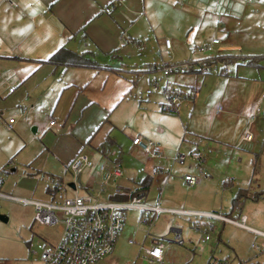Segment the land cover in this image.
Instances as JSON below:
<instances>
[{
    "label": "rangeland",
    "instance_id": "374dc122",
    "mask_svg": "<svg viewBox=\"0 0 264 264\" xmlns=\"http://www.w3.org/2000/svg\"><path fill=\"white\" fill-rule=\"evenodd\" d=\"M164 2L175 11L167 9L165 4L150 17L153 30L145 22L147 26H144L139 49L136 44L127 43L122 59L95 54V59L104 65L122 67L120 73L105 68L81 69L83 71L73 76L77 87L71 82L66 86L64 81V92L56 90L52 83L63 78L49 79L21 102L24 112L20 106L8 112L7 117H12L16 123L20 121L21 138L13 137L15 132L2 125L0 146L17 148H14L13 160L0 170V192L14 198L48 200L46 188L59 180L62 196L65 189V197L73 195L67 189L72 176L63 166L77 151L86 153L91 162L79 176L81 185L88 183V176L94 175L99 165L108 164L107 159L115 157L118 151L124 163V176L118 182L132 185L131 179L138 174L134 164H144L146 154L138 149L134 153L131 148L129 151L131 139L135 135L143 136L157 146L158 139L174 140L176 144L169 151L170 158L178 151L185 156V161L173 164L187 168L192 160L190 151L207 156L210 195L218 194V199L224 203L241 188L243 212L264 232V0ZM183 10L193 14V26L188 30V38L183 37V43L170 44L164 40L170 21ZM201 34L208 38L200 40ZM225 34L227 38L223 37ZM212 37L221 39L219 44L213 45L214 63L223 62L218 58L221 56L239 60L246 57L254 63L245 65L233 61L227 64L231 71L225 74H173L171 87L182 90L183 98L176 112H163L160 106H166L169 99L163 89L167 82L161 65L204 57V53L195 48L208 44ZM223 39H228V43ZM135 48L140 51L138 55L127 52ZM128 53L131 55L127 56ZM87 99L95 102L85 105ZM219 107L221 109L217 110ZM21 114L26 115L25 120L19 119ZM50 120L55 126H49ZM247 130L251 133L249 142L241 139ZM107 136L114 139L116 145L103 154L96 148ZM143 172L141 169L138 175ZM228 178H232L233 186L225 188L222 184L224 180L228 183ZM103 185L105 189L98 192L106 196L112 191L110 182ZM79 194L83 191L79 190ZM59 196L57 194L55 201H61ZM172 216L177 217V214ZM187 217L210 220L199 215ZM187 217L179 215L178 218L187 222ZM184 221V228L194 231L190 241L182 236L183 245H177L184 260L168 264H264L263 235H248L242 229L232 230L227 224V229L222 230L217 239L218 231L204 233L205 228L198 231L191 225L186 227ZM140 224L147 230V226ZM149 229L152 233L153 229ZM60 231V224L46 226L36 222L31 204L0 197V263L37 264L36 244L54 242ZM204 235L209 239L202 241ZM123 250L127 257L119 264L133 263L138 245L125 243ZM108 260L97 264H115Z\"/></svg>",
    "mask_w": 264,
    "mask_h": 264
},
{
    "label": "crops",
    "instance_id": "0c3cea01",
    "mask_svg": "<svg viewBox=\"0 0 264 264\" xmlns=\"http://www.w3.org/2000/svg\"><path fill=\"white\" fill-rule=\"evenodd\" d=\"M164 1L165 0H0V129H2L3 125L8 131L13 130L15 132V136L13 137L19 138L20 135L18 132L21 128L19 124L20 121L16 123V120H13L12 125H14V127L12 126L11 130L7 128L8 120L12 118L7 117V114L12 108L20 106V109H22L21 102L24 101L37 86L55 77L59 79L63 78L60 82L55 81V84L52 82L53 86H56V90L61 89L64 92L69 82H71V85L74 87H77V85L73 83L75 80L73 76L83 71L81 69H91L66 65H39V60L47 58L60 46H65L76 52L88 51L93 55L94 59L95 54L98 53L109 55V58L112 59H122L123 57L121 56L127 49V43L136 44L137 49L142 46L140 42L135 43L133 39L142 40L145 34V22L149 24V29L153 30L150 17L155 16L165 4L167 9H170L172 12L175 11L173 6L168 5ZM106 8H109V12L105 11ZM192 15L193 14H190L187 10H183L178 15H175V18L170 21L169 30L164 40L170 44L173 42L177 44L183 43V37L186 36L188 38V30L193 26L191 21ZM207 36L206 34H201L199 38L200 40H205L208 38ZM223 37L227 38V34ZM219 40L221 39H218V43L216 44L220 43ZM223 40H225L224 42L226 44L228 43V39ZM127 52H133L136 55L140 53L136 48L135 50ZM129 55H131V53L127 54V56ZM237 61L240 60L238 59ZM97 63L101 67L92 70L99 71L105 68L115 74L123 70L122 67H114L109 64L104 65L98 61ZM121 64L123 65V63ZM188 73L195 75L199 72L194 69ZM64 81L67 85L63 88ZM11 86H14V89L9 91ZM89 102L94 103L95 101L87 99L85 100V105ZM23 110L25 111V108L22 109V112H24ZM25 116V114H21L19 115V119L25 120ZM51 121L53 120L49 121V126H55V122L53 121L51 124ZM138 137L149 140L143 136ZM132 139L130 143L131 146L128 147L129 151L133 149L132 152L134 153V151L138 149L143 152L132 144ZM173 142L174 140L158 139L157 147H160V156L151 158L144 154L146 158L145 163L138 165L134 164L133 168L138 174L141 172V169H144V172L141 175L137 173L134 174L135 179H131L132 185L126 182H118V180L124 176L123 158L118 151L115 157L107 159L108 164L103 165L107 170L116 165L120 167V169L122 168L121 176H111L107 180L108 182H103L104 171L100 170L102 165H99L94 175L88 176V183L81 185L79 176L88 168L86 167L77 176L76 180L72 178V181L67 184V189L70 190L73 195H79L88 202H127L130 201V199L113 200L111 195L113 193L122 192L130 193L140 185V179L147 175L151 178L148 189L144 193L135 196L140 198L141 203L151 206L158 204L165 209L192 212H217L231 219H237L239 216L244 215L245 226L242 227L229 222H222L214 218H209L210 220L208 221L192 220L187 217L190 214L172 213L169 211H161L155 217L152 224L148 225L142 221L141 216L143 213L141 210L129 208L124 210L123 227L118 234L112 252L105 255L97 263L109 258L108 261L110 263L119 264L123 257H127L123 250L125 243L128 245L129 243L138 245L136 256H141L139 258L140 260L136 257L133 263H126L168 264L178 260L182 263L184 256L179 255L180 248L177 245H183L184 241L182 236L190 241L192 232L194 231L189 230V232L184 228L182 222L184 220L178 218L179 215H186L187 222L184 221L186 227L191 225L198 231L205 228L203 230L204 233L208 231H218L217 239H220L222 230L227 229V227L225 228L227 224L231 226L232 230L242 229L247 232L248 235L251 233L262 235V233H264L261 229L256 227V222L250 218L247 213L243 212V200H239L238 205L234 202L233 198L241 191V188L235 190V192L231 194L230 200L227 199L224 203H222L221 199H218V194L215 193L214 197L210 195L211 186H209V184L211 183L208 179L207 156L201 154L204 159L200 164L202 169L206 172L207 177L202 179L199 184H195L196 186H188L185 184L182 176L184 174H196L198 171L192 166V160L185 169L179 168V164H173L176 162L172 161L169 155V151L176 144ZM78 143V145H80V142ZM114 145H116L115 140L107 136L106 141L101 143L96 149L104 154L109 150V147ZM14 148L17 147H10L7 145L0 146L1 171L13 160ZM77 152L79 153V151ZM77 152L70 156L68 162L78 154ZM191 152L192 151H190V153ZM68 162L64 164V170H66L65 166ZM156 168L161 170V172L153 174V170ZM231 180L232 178L229 179L228 183L224 180L222 184L223 187H232L233 181L231 182ZM109 182V188L111 187L112 191L106 196H101V191H98L105 189L103 184L106 183L108 185ZM61 190L62 188L59 187V191L54 195L48 193L49 197L46 201H55L57 194L60 195V198L65 197L66 189L64 190V196H62ZM79 190H82L83 194H79ZM218 191H220L219 188ZM100 197L103 199L101 200ZM105 198L106 200L104 201ZM226 204L228 205L226 206ZM222 208L223 211L221 210ZM173 214H177V217L173 218ZM140 223L147 226V230ZM208 226H212V228ZM150 227L151 230L153 229L152 233H150ZM176 234L180 235L182 239L181 243L174 241ZM129 238H134L136 241H131ZM204 240H207L205 239V235L202 238V241ZM160 241H162L164 245L162 260L159 262L150 261L144 253V249Z\"/></svg>",
    "mask_w": 264,
    "mask_h": 264
},
{
    "label": "built area",
    "instance_id": "2783aa9c",
    "mask_svg": "<svg viewBox=\"0 0 264 264\" xmlns=\"http://www.w3.org/2000/svg\"><path fill=\"white\" fill-rule=\"evenodd\" d=\"M109 12V8L105 9ZM218 43V39L212 38L208 44L195 48L199 52L204 53V57L199 59H189L179 63H164L161 66V71L164 79L167 82V87L172 88L173 77L175 73H184L194 69L199 70V73H228L230 67L223 62H215V56L212 55L213 45ZM14 86L9 88L12 91ZM182 93L172 94L166 105L167 109L177 111L178 103L182 100ZM219 107L217 110H220ZM13 119L10 118L7 123V128H12ZM53 121H51V124ZM243 141L251 140V133L247 130L242 136ZM132 144L142 150L151 158L160 156V150L157 145L149 140H144L138 136L132 139ZM192 158V166L198 171L196 174H184L182 176L185 184H199L203 178L207 176L206 172L200 166L204 159L198 151L190 153ZM172 161L182 164L185 161V156L176 152L172 157ZM91 165L88 155L84 152L76 154L65 166V169L70 172L73 180L86 168ZM101 171H104V180L106 182L111 176H121L120 167L113 166L111 169L102 165ZM158 168L153 170V174L159 173ZM2 178L0 176V183ZM0 197L17 199L21 202H27L33 206L34 220L46 226L55 224L61 225V231L58 238L49 244L38 242L36 249L38 250V264H95L99 262L105 255L112 252L118 234L124 223V210L135 208L142 211V221L151 225L155 217L161 211H169L172 213L199 215L207 218H214L222 222H229L235 225L244 227L245 216H239L237 219H231L217 212H192L186 210L165 209L156 205H145L140 202L139 197H132L127 202H88L79 195L62 197L61 201H46L37 199H22L14 198L0 192ZM212 228V226H208ZM264 236V233H262ZM205 235V239H208ZM174 241L181 243L182 239L179 234H176ZM163 242H157L148 248L144 249L150 261H161L163 256ZM3 264V263H0ZM129 264V263H126Z\"/></svg>",
    "mask_w": 264,
    "mask_h": 264
},
{
    "label": "trees",
    "instance_id": "16d2710c",
    "mask_svg": "<svg viewBox=\"0 0 264 264\" xmlns=\"http://www.w3.org/2000/svg\"><path fill=\"white\" fill-rule=\"evenodd\" d=\"M133 41L135 43L141 42V40H139V39H133ZM218 58H220V60H222L226 64L231 63L233 61L239 62V63L241 61V63H243L245 65H252L254 63L251 59L249 60V58L247 59L246 57L241 58L240 61H237L238 58H232L229 56H221ZM38 64L39 65L40 64H52L54 66L66 65V66L91 68V69H95V70L101 67L97 63V61L94 59L93 55L90 52H88V51L76 52V51H73V50H71L65 46H60L59 48L54 50L47 58L39 60ZM196 71L199 72V70H196ZM219 73H221V72H219ZM163 89H164V93L168 99L170 98V96L172 94L182 93V90H180L178 87L168 88L167 86H165ZM160 108L163 112H167V113H171V114L173 112H176L173 109H167L164 104L161 105ZM139 183H140V185L135 190L131 191L130 193H128V192L113 193L111 195V198L113 200H128L134 196H137V195L144 193L148 189L149 184L151 183L150 176H147V175L144 176L142 179H140ZM59 184H60V181L56 180L54 182V185L51 187H47L45 191L47 193H49L50 195H54L56 192L59 191V187H60ZM240 192H238L235 195V197L233 198L234 202L237 205L239 204V200H241ZM235 203H234V205H235Z\"/></svg>",
    "mask_w": 264,
    "mask_h": 264
}]
</instances>
